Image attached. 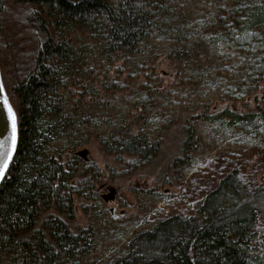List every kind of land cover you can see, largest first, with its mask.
<instances>
[{
    "label": "trees",
    "instance_id": "16d2710c",
    "mask_svg": "<svg viewBox=\"0 0 264 264\" xmlns=\"http://www.w3.org/2000/svg\"><path fill=\"white\" fill-rule=\"evenodd\" d=\"M180 1L0 0V78L18 116L17 150L0 185V264H56L91 241L87 228L73 226L77 204L88 215L95 203L94 170H87L75 148L50 151L70 119L60 88L74 85L89 93L83 82H67L76 74L73 35L86 33L101 49L99 65L111 69L130 60L158 16ZM220 19L254 37L264 25V4L230 6ZM254 68L264 84V57ZM84 70L93 71L89 63ZM191 118L264 127V107L191 112L165 125L155 140L142 132L138 119L95 137L109 167L130 172L156 164L165 136L172 134L167 164L177 175L202 147ZM261 218L264 183L250 187L234 167L207 193L196 215L176 213L138 233L115 264H264L254 244Z\"/></svg>",
    "mask_w": 264,
    "mask_h": 264
},
{
    "label": "rangeland",
    "instance_id": "374dc122",
    "mask_svg": "<svg viewBox=\"0 0 264 264\" xmlns=\"http://www.w3.org/2000/svg\"><path fill=\"white\" fill-rule=\"evenodd\" d=\"M253 4L264 0H182L158 16L130 60L111 69L99 65L101 49L86 33L73 35L76 74L67 82H83L89 93L74 85L60 88L70 119L50 151L75 148L87 170H94L96 196L88 215L77 204L73 226L87 228L90 243L56 264H115L138 233L176 213L196 215L207 193L234 167L250 187L264 183L263 126L191 118L202 147L177 175L167 164L172 134H164L156 164L130 172H114L95 137H108L138 119L142 132L155 140L165 125L191 112L247 113L264 107V84L254 72L255 60L264 57V25L247 37L220 19L230 6ZM87 63L93 71L84 70ZM254 244L264 254V218Z\"/></svg>",
    "mask_w": 264,
    "mask_h": 264
},
{
    "label": "snow or ice",
    "instance_id": "6c2138e0",
    "mask_svg": "<svg viewBox=\"0 0 264 264\" xmlns=\"http://www.w3.org/2000/svg\"><path fill=\"white\" fill-rule=\"evenodd\" d=\"M0 94H2V96H0V101H2L3 108L6 109V117L0 122V137H3L0 139V179H2L9 169L14 153L17 150L18 116L5 92L2 79H0ZM5 133H7V135H5Z\"/></svg>",
    "mask_w": 264,
    "mask_h": 264
},
{
    "label": "water",
    "instance_id": "95a60500",
    "mask_svg": "<svg viewBox=\"0 0 264 264\" xmlns=\"http://www.w3.org/2000/svg\"><path fill=\"white\" fill-rule=\"evenodd\" d=\"M0 96H2V94H0ZM5 117H6V109L3 108L2 101H0V122H2L5 119ZM9 131H10V125H9ZM5 135H7V133H5ZM2 138L3 137H0V139H2ZM6 173H5V175H6ZM4 178H5V176L2 179H0V185L3 182Z\"/></svg>",
    "mask_w": 264,
    "mask_h": 264
}]
</instances>
